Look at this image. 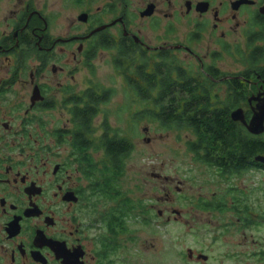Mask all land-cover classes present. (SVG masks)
I'll use <instances>...</instances> for the list:
<instances>
[{
    "label": "flooded vegetation",
    "instance_id": "flooded-vegetation-1",
    "mask_svg": "<svg viewBox=\"0 0 264 264\" xmlns=\"http://www.w3.org/2000/svg\"><path fill=\"white\" fill-rule=\"evenodd\" d=\"M180 26L186 28L183 35ZM234 35L240 38L231 42ZM262 49L264 0H0V264L142 262L127 248L137 239L132 234L137 214L128 212V201L136 202L121 179L109 185L111 174L101 163L105 150L96 146L106 122L111 127L104 114L97 136L95 120L105 104L95 117H82L93 112L85 105L97 87L78 89L74 78L81 64L92 73L100 53L116 69L177 64L190 74L185 78H208L221 100L234 90L245 93L246 83L247 107L242 101L230 119L264 145V132L248 131L264 105V57L259 62L249 57ZM224 54L236 61L245 56V69L223 72ZM176 77L173 69L171 78ZM237 110L245 124L232 119ZM56 114L58 120L51 121ZM258 157L264 154L246 157L242 169L230 170L228 162L220 169L204 164L215 170L221 192L199 199L200 207L233 212L237 224L230 225L250 230L256 223L255 191L239 185L245 175L264 174Z\"/></svg>",
    "mask_w": 264,
    "mask_h": 264
},
{
    "label": "rangeland",
    "instance_id": "rangeland-1",
    "mask_svg": "<svg viewBox=\"0 0 264 264\" xmlns=\"http://www.w3.org/2000/svg\"><path fill=\"white\" fill-rule=\"evenodd\" d=\"M179 30L183 35L186 28L180 26ZM239 38L234 35L229 40L234 42ZM239 58L236 61L235 56L224 54L219 68L229 74L241 72L245 69V56ZM190 59L187 62H195ZM93 66L91 73L81 64L74 82L80 90L93 84L99 90L111 89L113 92L111 100L102 107L103 113L95 120L97 136L101 134L99 127L105 114L112 129L134 145L120 185L136 202L129 214H137V224L132 225L135 229L132 234H136L137 239L135 244L127 247L128 251L142 257V262L136 264H264V222H259L260 216H264V200H261L264 174L240 178L242 184L239 187L249 185L255 191L252 209L256 223L250 230L245 232L230 225L236 223L233 212L203 210L199 199L220 193V179L215 170L197 162L187 151L186 143L194 139L191 132L163 130L145 120L134 122L131 116L140 111L142 105L128 89L122 78L123 72L112 65L110 56L105 53L98 55ZM243 85L246 99L251 91L248 84ZM224 90L225 87L218 88V92ZM224 95L220 93L221 97ZM244 103L242 107L246 108L247 103ZM58 118L59 114H56L50 120L57 121ZM262 136L264 138V134ZM152 174L160 178L156 179ZM130 236L131 233L128 238ZM200 255L208 259H200Z\"/></svg>",
    "mask_w": 264,
    "mask_h": 264
},
{
    "label": "trees",
    "instance_id": "trees-1",
    "mask_svg": "<svg viewBox=\"0 0 264 264\" xmlns=\"http://www.w3.org/2000/svg\"><path fill=\"white\" fill-rule=\"evenodd\" d=\"M263 57L262 49L258 56L253 55L249 59L258 61ZM117 69L124 71L128 89L142 105L140 111L132 114V120H145L157 124L163 130L191 132L194 139L188 141L186 147L189 153L196 156L197 162L217 169L223 162H228L230 170L242 169L246 157L250 159L264 154L261 140L250 136L242 126L230 119V111L244 101L240 92L234 90L236 94L232 97L218 99L212 93L214 84L208 78H185L190 74L177 64L174 68L146 64L140 68L133 64L132 68L127 67L126 70L122 66ZM173 69L176 78H171ZM157 73L162 78H158ZM198 74L203 75L201 72ZM102 91L103 95H99L97 89L96 94L90 95L91 103L85 105V110L92 107L94 110L85 111L86 114L81 112L84 114L82 117L93 118L99 113V105L108 104L113 92L111 89ZM104 128L102 142L96 146L101 145L105 150V159L101 163L103 170L111 174L109 185L114 187L118 186L125 174V160L130 157L134 145L130 139L112 130L107 122ZM84 131L79 130V133ZM131 210H134V206L129 200L128 212Z\"/></svg>",
    "mask_w": 264,
    "mask_h": 264
},
{
    "label": "water",
    "instance_id": "water-1",
    "mask_svg": "<svg viewBox=\"0 0 264 264\" xmlns=\"http://www.w3.org/2000/svg\"><path fill=\"white\" fill-rule=\"evenodd\" d=\"M231 117L234 121H240L245 124L241 110L233 112ZM248 131L253 135H261L264 132V105L260 107L258 113H256L251 119ZM256 161L264 164V157H258L256 158ZM199 258L206 259L204 256H199Z\"/></svg>",
    "mask_w": 264,
    "mask_h": 264
}]
</instances>
